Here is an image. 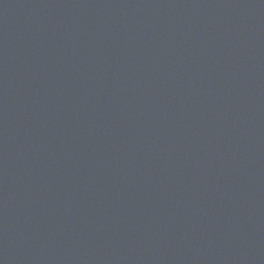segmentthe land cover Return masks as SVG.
I'll use <instances>...</instances> for the list:
<instances>
[{"label":"water","instance_id":"obj_1","mask_svg":"<svg viewBox=\"0 0 264 264\" xmlns=\"http://www.w3.org/2000/svg\"><path fill=\"white\" fill-rule=\"evenodd\" d=\"M0 264H264V0H0Z\"/></svg>","mask_w":264,"mask_h":264}]
</instances>
